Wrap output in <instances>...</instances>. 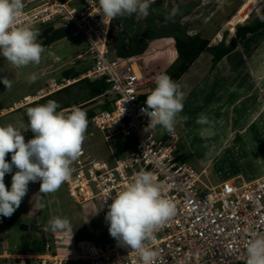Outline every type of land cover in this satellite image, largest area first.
<instances>
[{
  "label": "built area",
  "instance_id": "built-area-1",
  "mask_svg": "<svg viewBox=\"0 0 264 264\" xmlns=\"http://www.w3.org/2000/svg\"><path fill=\"white\" fill-rule=\"evenodd\" d=\"M127 1L44 0L0 19V40L53 24L86 43L76 58L86 68L82 75L52 78L13 109L86 79H105L114 100L86 121L89 131L102 134L114 164L78 161L62 176L75 205L101 203L111 246L103 249L67 230L44 241L38 253L4 251L0 264H264V175L215 186L204 182L206 170L181 159L177 132L156 137L169 115L146 102L155 90L154 77L136 61L108 59L113 19ZM118 138L133 139L135 146L119 155L111 147Z\"/></svg>",
  "mask_w": 264,
  "mask_h": 264
},
{
  "label": "rangeland",
  "instance_id": "rangeland-1",
  "mask_svg": "<svg viewBox=\"0 0 264 264\" xmlns=\"http://www.w3.org/2000/svg\"><path fill=\"white\" fill-rule=\"evenodd\" d=\"M33 2L35 0H26L25 6ZM259 9L261 13L264 3ZM195 13L193 10H189L181 15L173 0L129 1L124 10L116 15L112 24L108 59L123 63L129 58H133L145 70L154 72L156 78H160L161 84H164L180 63L179 57L174 53V40H187L186 29L188 33L193 32L190 27L179 25V21L181 24L183 22H199L198 14L194 15ZM257 16L255 13L251 20L255 21ZM209 29L211 28L207 27L206 31ZM42 30V27L35 26L28 33L16 37L10 36L11 38L6 40L10 47L0 56V60H2L0 73L11 69L17 73L22 69L25 74L23 76H21L22 73L17 74L18 77L23 78L19 83L25 82L26 84L41 79L42 74L45 77L58 79L59 77L55 76L60 74L61 69L67 70L70 67H74L76 71L83 74L86 70L85 66L76 62L77 56L82 51L77 52L80 38L74 40L68 36L46 47H43L40 40L38 42L39 45L41 44L40 49L31 51L35 46L33 37L41 36ZM168 36L173 38V43L170 41L171 45L167 47L169 55L166 54L162 58L160 47L163 42L158 38ZM26 53V62H24L21 55ZM203 61L199 62L197 68L201 67ZM73 62H76V65H73ZM47 66L51 67L47 68ZM52 71L55 72L50 74L49 72ZM3 78L2 76L1 82H3ZM10 78L11 80H6L8 84L15 81L12 76ZM76 85L81 86L80 91H84L87 87L82 82L74 86ZM71 92V90L59 92L62 94L57 93V95L51 96L52 98L39 102L38 108L47 109L52 114L36 123L38 127L34 140L36 147L41 152L32 159L31 166L15 171L14 175L7 173L6 169L4 172L1 171L0 221L5 222V225L2 228L0 225V232L3 229L5 233L3 238H0V246L8 252L25 254L33 249L32 245L28 244L29 246H27V243L24 242V237L27 239L28 234L20 230L21 222L31 223V226L35 228L40 225L44 232L40 240L52 242L54 234L71 230L79 240H93L103 249L111 246V241L108 238L109 223L99 212L102 209L101 203L97 201L95 205H75L62 181L64 169L75 168L78 161L85 164L98 160L113 161L110 147L104 141L102 134L99 131L91 132L86 127L85 111L76 112V108H70V111L59 113V110H62L66 104L76 105L85 102L88 98V94L81 92L76 94V92L73 93L74 91L72 94ZM99 104L94 107H98ZM163 110L168 113L169 118L158 127L156 137L160 139L172 130L182 136L183 129L176 119V112L169 110L168 107ZM33 113L35 117V112ZM123 140L125 139L118 138L112 143L113 152L116 151V143ZM182 151L184 154L186 153L189 163L197 171L206 170V177H202L204 182L215 186L227 178L225 177L229 173L227 150L223 147V143L216 141L214 137L206 136L199 143L193 139L190 144L186 140ZM79 152L82 153L79 154ZM250 172L252 170L245 166V173ZM148 192L153 193L155 190L151 189ZM32 198L35 199L34 202H31ZM19 204L35 205L38 214L36 220H32L30 217L15 218L14 211L19 207ZM47 229L48 231H46ZM37 236L39 237V235Z\"/></svg>",
  "mask_w": 264,
  "mask_h": 264
},
{
  "label": "crops",
  "instance_id": "crops-1",
  "mask_svg": "<svg viewBox=\"0 0 264 264\" xmlns=\"http://www.w3.org/2000/svg\"><path fill=\"white\" fill-rule=\"evenodd\" d=\"M43 1L35 0L32 4L25 6L26 0H0V19L18 10L33 8ZM129 1L131 0H128L127 3ZM173 1L176 2L181 15L189 10L196 12L194 15L198 14L199 22H183L181 24L178 20L179 25L184 27L188 26L193 30V32L188 33L186 29L185 34L187 39L191 36L198 35L209 39L211 47L219 45L224 38L227 39V43L234 39L236 28L244 26L249 18L253 19L255 13L258 15L260 13L259 8L264 3V0H262L259 5H255L246 21L232 23L237 19L240 11L251 0ZM124 8L115 14L113 22L116 15L123 11ZM38 26L44 27L43 25ZM53 26L57 27V25ZM207 27L211 29L206 31ZM11 37L9 36L0 40V56L9 50L10 45L6 40ZM39 39L40 36L33 37V42L38 43L40 41ZM78 39L74 38V40ZM158 39L163 42L160 47V56L163 58L166 54L169 55L167 47L171 45L170 41L173 43V38L168 36ZM80 40L77 52L82 50L80 53H83L86 49V43L84 39L80 38ZM174 53L178 56L175 48ZM26 56L27 53L21 55L22 61L26 62ZM201 60H204L203 64L200 68H197ZM131 61H134L133 58H129L124 62ZM76 62H73V65H76ZM50 67L47 66V68ZM145 71L154 77L156 83L161 84L160 78H156L154 72L148 69ZM54 72L49 73L53 74ZM19 73H22L21 76H23L25 71L21 69L15 73L14 69H11L0 73V79L2 76L4 77L2 79L3 82L0 80L1 181V171L4 172V169H6L7 173L14 175L15 171L30 167L32 159L36 158L37 153L41 152L36 147L34 138L38 127L36 123L42 120L37 118L36 113L35 117L33 115L34 113H31L28 117L35 122L31 125L28 122L26 114L22 110L13 109V107L17 100L23 99L36 90L42 89L53 77H45L42 74L41 79H38L34 83L26 84L25 82L19 83L23 80V78L18 77L17 74ZM66 73H71L76 77L82 74L76 71L74 67H70L67 70L61 69L60 74L55 77H68ZM10 76L15 78V81L8 84L6 80H11ZM80 87V85H76L72 87L74 89L70 88L67 91L71 90L75 93L78 90L76 94L80 92L88 94V86L85 87L84 91H80ZM179 102L180 105H178ZM83 103L79 105H83ZM159 105L163 109L168 107L169 110L176 112V119H178L182 126L184 135V137L183 135H179V154L183 161L189 163L186 153L184 154L182 151L186 140L190 144V141L193 139H196L199 143L206 136L214 137L216 141L223 143V147L226 148L229 157V163L227 165L229 173L225 176L227 178L223 179L222 182L238 178H242L245 181H252L260 175H264V29L249 34L245 39L240 40L239 46L233 52L224 56L217 64H213V56L210 53L204 52L188 71L174 83V89L165 96ZM68 106L70 107L71 105L66 104V106H63L64 109L59 113L70 111V108H65ZM48 112L49 110L46 111V113ZM108 163L113 165L114 161H109ZM245 166L252 170V172L245 173ZM222 182L220 181L216 185ZM34 201L35 199L32 198L31 202ZM14 214L15 218L22 219L30 217L32 220H36L38 215L35 205L28 204H19ZM4 223L0 221L1 228L5 225ZM19 227L21 231L28 234L27 239L24 237V242L27 243V246H29L28 244L32 245L33 249L30 253H38L42 243L46 241L40 240L44 233L41 230V226L39 225L35 228L31 226V223L21 222ZM0 233V238L2 239L5 232L1 229ZM15 233L17 232L15 231ZM4 251L6 249H2V246H0V255ZM13 254L18 255L19 253Z\"/></svg>",
  "mask_w": 264,
  "mask_h": 264
},
{
  "label": "trees",
  "instance_id": "trees-1",
  "mask_svg": "<svg viewBox=\"0 0 264 264\" xmlns=\"http://www.w3.org/2000/svg\"><path fill=\"white\" fill-rule=\"evenodd\" d=\"M43 26L44 27L42 35L39 39L41 40V44L43 45V47L50 46L51 44L56 43L69 36L68 31L64 27H56L53 26V24H47ZM262 29H264V9L261 13L258 14L255 21H252L251 18H249L245 22L244 26L237 27L235 38L232 39L229 43H227V39L224 38V40L219 45L211 47L209 39L198 35L191 36L187 40L175 41V50L178 54L180 63L164 85H161L158 82L156 83L154 93L151 96L147 97L146 102L149 105L151 104L152 106L158 105L165 98V96L174 89V83L177 82L188 71V69L199 59V57L204 52L210 53L213 56V64H217L224 56H226L230 52H233L239 46L240 40L245 39L249 34L256 33ZM34 43L35 46L31 49V51L40 49L41 44L39 45L37 42ZM69 74L71 73H66V76H73V74ZM80 82H84L89 87L87 100L81 107H79L80 103H78L76 105L70 107L68 106L65 108H76V112L82 110L85 111L86 115L84 117V122H86L87 119L95 116L99 112L111 108L114 100L110 95H108L109 85L106 83L105 79H89ZM67 90L68 89L64 91ZM96 104H99V106L94 107ZM38 105L39 103L22 109V111L27 116L29 124L31 125L35 123L28 117V115H30L31 113L35 112L39 120L48 118L52 114L50 111L46 113L47 109L38 108ZM178 105H180V102ZM60 111L61 110H59V112ZM134 146L135 143L133 139H125L122 142L120 141V143L116 144L115 148L116 152L120 155L124 151L132 149Z\"/></svg>",
  "mask_w": 264,
  "mask_h": 264
},
{
  "label": "bare ground",
  "instance_id": "bare-ground-1",
  "mask_svg": "<svg viewBox=\"0 0 264 264\" xmlns=\"http://www.w3.org/2000/svg\"><path fill=\"white\" fill-rule=\"evenodd\" d=\"M261 1L262 0H251V2L249 4H246L245 7L240 11L237 19L234 20V22H232V23H235L236 21H246L250 16V12H251L252 8L255 5H259V3Z\"/></svg>",
  "mask_w": 264,
  "mask_h": 264
}]
</instances>
